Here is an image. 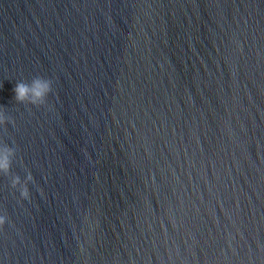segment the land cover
Segmentation results:
<instances>
[{
  "label": "clouds",
  "instance_id": "9594fccd",
  "mask_svg": "<svg viewBox=\"0 0 264 264\" xmlns=\"http://www.w3.org/2000/svg\"><path fill=\"white\" fill-rule=\"evenodd\" d=\"M52 91V82L43 77H35L30 82H17L14 88L15 99L19 102L31 104H44L48 94ZM2 118V117H0ZM0 157H2L3 166L10 162L11 151L0 148ZM27 198V194L23 193ZM0 223H3V217H0Z\"/></svg>",
  "mask_w": 264,
  "mask_h": 264
},
{
  "label": "water",
  "instance_id": "95a60500",
  "mask_svg": "<svg viewBox=\"0 0 264 264\" xmlns=\"http://www.w3.org/2000/svg\"><path fill=\"white\" fill-rule=\"evenodd\" d=\"M0 117H1V0H0ZM0 148H1V118H0ZM0 217H1V157H0ZM0 264H1V223H0Z\"/></svg>",
  "mask_w": 264,
  "mask_h": 264
}]
</instances>
